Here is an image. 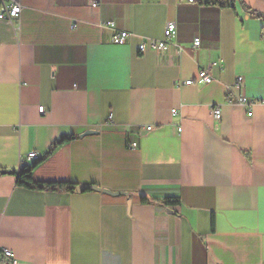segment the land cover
I'll list each match as a JSON object with an SVG mask.
<instances>
[{
	"label": "crops",
	"instance_id": "obj_1",
	"mask_svg": "<svg viewBox=\"0 0 264 264\" xmlns=\"http://www.w3.org/2000/svg\"><path fill=\"white\" fill-rule=\"evenodd\" d=\"M242 1L256 13L238 1L18 0L20 20L0 21V172L39 160L38 182L126 194L0 175V264L5 249L19 264H264V0ZM170 22L168 47L140 53ZM214 62L211 83L195 80ZM64 136L77 138L48 156Z\"/></svg>",
	"mask_w": 264,
	"mask_h": 264
},
{
	"label": "built area",
	"instance_id": "obj_2",
	"mask_svg": "<svg viewBox=\"0 0 264 264\" xmlns=\"http://www.w3.org/2000/svg\"><path fill=\"white\" fill-rule=\"evenodd\" d=\"M190 3L196 2L197 0H188ZM98 3H93V6H97ZM22 13V6L18 2V0H14V3L9 7L7 5H3L0 9V21L9 23V24H15L20 20ZM106 26L108 27H113L114 23L113 22H107ZM72 28L75 27V25H71ZM176 33V23L175 22H170L168 23L166 29H165V38L161 41L154 40V39H149V38H143V41L139 45V52L143 53L148 47H151L154 50L162 51L165 50L168 47L169 40L175 35ZM130 33L127 31H115L112 37V42L117 45H123L125 44L129 37ZM201 44V41L199 38H196L194 40V48H198ZM218 62H214L209 64L206 68H202L198 71L197 77L195 80L203 83H211L213 81V78L211 76V69L216 66ZM242 79L238 78V83L237 85L239 86L241 84ZM193 81H187V83H190ZM237 101L240 104L247 105L249 104V101L247 98L243 96H237ZM45 108L40 107V112H44ZM172 113L174 115L178 114V111L176 109L172 110ZM213 116L216 120H221L222 118V111L219 107H214L212 109ZM152 127L148 126L147 129L150 130ZM180 131V128H179ZM138 147L137 142H128V148L130 149H135ZM29 159H34L38 160L39 155L37 152L33 151L29 153L28 155ZM4 256L8 259L9 264H19L18 260L14 257L13 252L10 249H5L3 251Z\"/></svg>",
	"mask_w": 264,
	"mask_h": 264
},
{
	"label": "trees",
	"instance_id": "obj_3",
	"mask_svg": "<svg viewBox=\"0 0 264 264\" xmlns=\"http://www.w3.org/2000/svg\"><path fill=\"white\" fill-rule=\"evenodd\" d=\"M201 4H213V5H219L220 7H232L235 8V4L238 1L242 6H244L246 9L250 10L253 13H256L255 11H252L250 7L246 6V4L242 0H199ZM76 136H64L54 142L50 149L47 152V155L53 154L60 146L64 145L65 143L76 139ZM40 163V161H36L31 166H25L23 167L19 172H8V171H1L0 175H6V174H15L17 177V184L19 186L29 188V189H44V188H55V189H66L68 191L74 192L76 190L77 184L74 183H50L45 184L41 183L35 180L34 178V170L37 167V165ZM143 202L146 203L147 199L144 197ZM178 199H167V204H179Z\"/></svg>",
	"mask_w": 264,
	"mask_h": 264
},
{
	"label": "water",
	"instance_id": "obj_4",
	"mask_svg": "<svg viewBox=\"0 0 264 264\" xmlns=\"http://www.w3.org/2000/svg\"><path fill=\"white\" fill-rule=\"evenodd\" d=\"M93 133L92 131H89L87 134H91ZM86 190H94V191H102L104 193H108V194H111V195H121V194H126V193H123V192H113L111 190H108V189H102L101 187L97 186V185H94V184H81V185H78L76 187V191L77 192H83V191H86Z\"/></svg>",
	"mask_w": 264,
	"mask_h": 264
},
{
	"label": "bare ground",
	"instance_id": "obj_5",
	"mask_svg": "<svg viewBox=\"0 0 264 264\" xmlns=\"http://www.w3.org/2000/svg\"><path fill=\"white\" fill-rule=\"evenodd\" d=\"M39 159V158H38Z\"/></svg>",
	"mask_w": 264,
	"mask_h": 264
}]
</instances>
